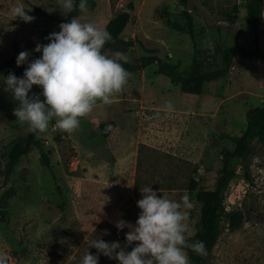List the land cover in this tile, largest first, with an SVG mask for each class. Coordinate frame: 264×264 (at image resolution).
I'll return each mask as SVG.
<instances>
[{
  "label": "rangeland",
  "instance_id": "374dc122",
  "mask_svg": "<svg viewBox=\"0 0 264 264\" xmlns=\"http://www.w3.org/2000/svg\"><path fill=\"white\" fill-rule=\"evenodd\" d=\"M247 1L188 0L182 5L178 0H87L88 11L78 8L76 17L102 28L126 10L129 17L119 38L132 45L104 53H125L136 62L152 50L184 76L194 49L199 50L204 71L222 65L220 52L228 46H256L264 53V0L256 41L245 24ZM13 6H22L34 20H14L9 14ZM164 11L171 25L161 17ZM183 11L192 21L193 41ZM66 14L58 0H0V62L13 43L19 52L29 53L19 72L16 61L0 70V169L12 142L27 132V125L13 114L18 102L5 91L4 78L10 72L23 77L28 63L42 56L34 51L36 45L50 42L46 37L60 31ZM33 94H40L39 86H33L29 96ZM112 99L110 105L98 102L72 134L58 130L55 121L39 134L49 151L48 166L32 148L8 176L0 174V252L9 255L10 264H81L85 239L115 241L123 247L115 225L120 220L135 225L140 188L146 186L170 200L190 197L186 236L192 235L199 203L188 182L201 177L200 185L211 187L220 148L231 147L228 136L243 130L246 109L264 104V61L234 55L228 72L204 83L199 94L180 92L152 63L131 73L123 92ZM106 120H113L114 127L103 137L98 124ZM252 145L248 177L239 160L232 159L235 174L223 193L225 209L240 210L242 224L229 230L222 218L204 264H264V144L252 140ZM88 251L97 255L95 248ZM98 264L118 261L99 254Z\"/></svg>",
  "mask_w": 264,
  "mask_h": 264
},
{
  "label": "clouds",
  "instance_id": "9594fccd",
  "mask_svg": "<svg viewBox=\"0 0 264 264\" xmlns=\"http://www.w3.org/2000/svg\"><path fill=\"white\" fill-rule=\"evenodd\" d=\"M58 2L68 13L76 10L74 0ZM78 8L86 13L87 0H80ZM9 14L26 23L34 20L22 6H13ZM59 29L46 37L49 43L36 45L34 51L42 56L28 63L23 77L10 72L4 78L5 91L18 102L13 110L16 120L27 125L26 130L33 134L46 133L53 121L58 130L74 133L80 128L81 119L89 116L98 102L110 105L131 77L121 63L130 62L128 55L104 53L105 44L114 42L106 29L86 19L82 22L79 17L61 23ZM28 57L27 51L20 52L17 66L27 63ZM34 85L42 88V92L29 96ZM165 107L171 110L173 105L167 102ZM104 131L112 132V125ZM140 191L142 198L137 207L141 211L135 225L124 220L115 225L117 229H129L125 245L85 239L87 251L81 264H98L99 254L117 260L118 264H190L188 249L200 256L207 255L203 241L189 242L186 236L190 232L187 210L193 208L188 195L176 201L158 196L151 186ZM134 242L131 251H126ZM89 248H95L97 255L91 254ZM9 260L6 252H0V264H9Z\"/></svg>",
  "mask_w": 264,
  "mask_h": 264
},
{
  "label": "trees",
  "instance_id": "16d2710c",
  "mask_svg": "<svg viewBox=\"0 0 264 264\" xmlns=\"http://www.w3.org/2000/svg\"><path fill=\"white\" fill-rule=\"evenodd\" d=\"M180 4L186 5L188 0H178ZM80 0H74L76 10L66 14L61 23L70 22L73 17H76V12ZM132 5L128 3L127 8L131 9ZM261 11V0H248L245 5V24L246 27L254 33L253 40L256 41V31L258 29V17ZM167 12L162 13V18L167 25H171L167 18ZM186 23V32L191 40H194L192 31V21L190 16L183 11ZM129 14L126 10H122L114 14L103 26L111 33L114 42H108L105 44L103 51L115 50L125 48L132 45L131 40H122L119 38L120 32L123 30ZM194 43V42H193ZM149 54H144L138 57L136 62L124 63L123 66L130 73H135L148 64H155L156 71L168 77L171 84L177 86L178 90L188 94H199L202 90L204 83L215 80L224 76L232 63V57L234 55H241L246 58L264 61V53L261 52L256 46L252 49H246L236 45L225 47L220 52V58L222 65L213 70L204 71L202 69V60L199 57V50L194 49L190 59L188 73L184 76L178 75L174 66L168 62L160 60L154 54L152 50H148ZM18 47L15 43L12 44L10 54L0 62V70L16 61L19 55ZM21 70V65L18 66V72ZM42 88H40V93ZM43 101V96L40 97ZM245 122L243 130L236 136H228L231 141V147H222L219 150L220 165L216 171V175L211 187L206 188L200 185L202 178L190 179L188 182V190L194 191V199L199 203L198 218L194 223V232L188 236L189 242L203 241L206 247L207 254L211 251L215 245L220 233V221L226 220V225L229 230L238 228L243 221V215L240 210L233 209L227 210L223 205V193L229 180L234 176L235 171L231 166L232 159H238L239 165L242 169L244 177H248V161L250 156L254 152V146L252 140H256L264 144V104L259 106H253L245 111ZM54 121L51 123L53 124ZM112 125L114 127L113 120L102 121L98 124L100 135L106 137L109 133H105L104 129ZM58 138V137H56ZM32 148L36 149L40 159L45 166H48V149L44 148L43 141L39 134H33L26 132L24 135L19 136L12 142L10 148L5 155V161L0 169V174L4 177L8 176L13 167L18 162L19 158L26 154ZM128 232L126 228L118 230V237L121 240L123 246L126 243L125 234ZM133 245L128 246L126 251H131ZM190 259V264H204L205 256L197 255L190 249L186 250ZM10 264V263H9Z\"/></svg>",
  "mask_w": 264,
  "mask_h": 264
},
{
  "label": "water",
  "instance_id": "95a60500",
  "mask_svg": "<svg viewBox=\"0 0 264 264\" xmlns=\"http://www.w3.org/2000/svg\"><path fill=\"white\" fill-rule=\"evenodd\" d=\"M33 9H34V11H37V8L36 7H34ZM43 14H44V12L43 11H40V15H43Z\"/></svg>",
  "mask_w": 264,
  "mask_h": 264
}]
</instances>
